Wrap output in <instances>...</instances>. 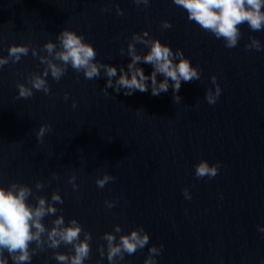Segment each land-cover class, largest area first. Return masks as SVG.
I'll return each instance as SVG.
<instances>
[{
    "label": "water",
    "instance_id": "95a60500",
    "mask_svg": "<svg viewBox=\"0 0 264 264\" xmlns=\"http://www.w3.org/2000/svg\"><path fill=\"white\" fill-rule=\"evenodd\" d=\"M116 5L123 15L116 14ZM165 19L170 29L161 28ZM238 27L237 46L229 49L188 21L172 0H150L148 7L133 0H0V57L11 45L29 49L19 62L8 57L0 67V186L25 185L29 203L40 197L51 202L57 211L43 218L47 229L61 215L65 224L76 219L83 229L79 238L91 234L84 264H109L103 233H114L118 242L140 226L149 234L148 244L115 257L113 264H144L149 248L161 244L157 264H259L264 259V234L257 230L264 225V29ZM62 28L83 35L97 62L111 64L126 63L131 34L147 28L199 65L200 79L182 82L181 100L173 103L171 89L159 96L139 91L124 96L112 89L105 95L103 73L88 80L69 66L59 81L49 75L47 95L34 91L31 98L16 99V85L46 67L40 57L52 59L45 43L52 41L59 50L56 34ZM250 37L261 50L245 48ZM212 74L222 92L209 105L205 91L212 87ZM41 124L51 127L39 143L35 132ZM201 159L220 163L215 177L194 176L193 165ZM106 174L115 179L97 187L96 179ZM185 187L191 199L183 196ZM54 192L62 202L51 201ZM46 238L42 234L39 246L29 244L30 264H58L55 252H72L63 243L49 248ZM102 247L105 257L99 255Z\"/></svg>",
    "mask_w": 264,
    "mask_h": 264
},
{
    "label": "clouds",
    "instance_id": "9594fccd",
    "mask_svg": "<svg viewBox=\"0 0 264 264\" xmlns=\"http://www.w3.org/2000/svg\"><path fill=\"white\" fill-rule=\"evenodd\" d=\"M137 6L148 7L150 0H133ZM172 3L186 12V18L194 22L201 29L210 32L216 39H222L226 48L237 46L241 36L238 26L247 24L253 31L264 29V0H172ZM106 11V9L101 10ZM116 14L123 15L122 9L116 5ZM171 22L167 19L161 21V28L170 29ZM59 42V50L54 51L57 45L48 41L44 45L45 51L52 56V59L41 56L40 63L46 67L38 74H33L28 82L16 85V99L31 98L34 91L43 92L47 95L50 92L48 84L49 75L55 81H59L70 66L77 72H82L83 77L88 80L96 79L101 73L106 77L104 87L101 91L107 95L108 89L116 94L131 96L136 91L141 93L149 92L152 96H159L172 91L173 103L179 102V90L182 82L198 81L201 75L199 65H193L182 49H173L168 43L162 42L159 37L150 34L147 28L140 32H133L126 45V63L111 64L97 62V52L94 46L85 37L69 28H62L56 34ZM137 45L141 48L138 50ZM246 49L261 50L260 42L250 37V45ZM29 49L21 44L11 45L7 49V56L0 57V67L9 63L8 57L13 62H19L22 56H26ZM120 53L125 54L121 48ZM33 56L36 52L33 50ZM58 62V63H57ZM144 65L150 66L151 71L146 73ZM212 87L205 91V100L213 105L219 99L222 89L217 83L215 74L210 76ZM68 93H64L67 100ZM76 107V102H72ZM49 124H41L35 132L37 142H42L46 133L50 131ZM194 176L209 179L215 177L219 171L220 163H209L205 159L199 160L193 165ZM115 179L109 175L98 177L95 181L97 187L103 188L105 184ZM74 177L69 182L73 183ZM37 187H40L38 184ZM73 188L76 185L73 183ZM183 196L191 199L187 187L183 190ZM31 190L25 185L13 183L5 188L0 186V264H30L32 254L29 251V244L36 242L37 246L42 243V234H46L43 243L49 248L56 249L62 243L72 246V252H55L54 259L58 264H84L89 258L91 234L85 233L81 240L80 233L82 226L76 219H71L65 224L61 215L52 222V227L47 229L42 223L43 218L49 214H55L57 209L46 200L40 197L36 204L28 202ZM51 201L62 202L58 193H53ZM112 205L109 204V207ZM257 230L264 234V225H257ZM121 228L117 225L115 233H120ZM102 239L107 243L106 259L113 264L115 257H123L124 253L129 255L136 252L138 248H144L149 242V234L143 226L134 228L130 232L120 235L119 240L114 233L105 232ZM163 249V245L149 248V255L145 258L144 264H157L155 259ZM5 252L7 255H5ZM99 255L105 257L104 248L99 249ZM259 264H264V259Z\"/></svg>",
    "mask_w": 264,
    "mask_h": 264
}]
</instances>
